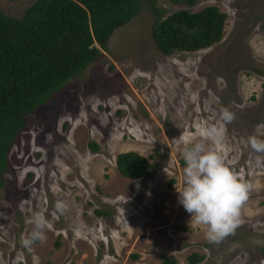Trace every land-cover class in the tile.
I'll use <instances>...</instances> for the list:
<instances>
[{"label": "rangeland", "instance_id": "374dc122", "mask_svg": "<svg viewBox=\"0 0 264 264\" xmlns=\"http://www.w3.org/2000/svg\"><path fill=\"white\" fill-rule=\"evenodd\" d=\"M31 1L0 0V11L19 16ZM156 3L164 14L186 6ZM208 4L225 12L215 43L160 52L141 2L94 60L26 113L1 175L0 264H161L160 253L175 264H264V154L247 144L250 135L264 139V0H197L190 8ZM225 107L235 114L227 124ZM205 123L224 124L215 147L253 185L244 223L219 244L192 224L176 190L180 138ZM126 150L147 157L143 175L119 174L115 155ZM35 211L48 221L47 240L28 249L20 240ZM191 252L202 258L189 262Z\"/></svg>", "mask_w": 264, "mask_h": 264}, {"label": "trees", "instance_id": "16d2710c", "mask_svg": "<svg viewBox=\"0 0 264 264\" xmlns=\"http://www.w3.org/2000/svg\"><path fill=\"white\" fill-rule=\"evenodd\" d=\"M166 1L186 6L164 14L157 0H32L19 16L0 11V186L8 148L26 123V113L94 60L112 30L132 17L141 2L153 14L150 35L164 54L206 47L221 38L225 12L217 5L192 10L197 0ZM115 167L120 175L137 178L149 162L126 150L116 153ZM201 258L196 252L186 256L189 262ZM160 259L161 264L176 262L165 253Z\"/></svg>", "mask_w": 264, "mask_h": 264}, {"label": "clouds", "instance_id": "9594fccd", "mask_svg": "<svg viewBox=\"0 0 264 264\" xmlns=\"http://www.w3.org/2000/svg\"><path fill=\"white\" fill-rule=\"evenodd\" d=\"M220 119L224 124L235 120V114L222 108ZM224 124H202L195 135L180 138L184 160L183 183L176 188L178 201L190 214V220L202 229L209 243L219 244L244 223L242 207L248 201L253 185L229 168L224 155L215 145L223 142ZM250 149L264 154V139L250 135ZM260 156H257L259 162ZM31 231L21 237L24 248L31 249L37 242L45 243L48 221L39 211L32 212L27 221Z\"/></svg>", "mask_w": 264, "mask_h": 264}, {"label": "water", "instance_id": "95a60500", "mask_svg": "<svg viewBox=\"0 0 264 264\" xmlns=\"http://www.w3.org/2000/svg\"><path fill=\"white\" fill-rule=\"evenodd\" d=\"M97 45V44H96Z\"/></svg>", "mask_w": 264, "mask_h": 264}]
</instances>
